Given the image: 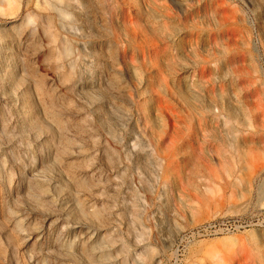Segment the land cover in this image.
I'll return each instance as SVG.
<instances>
[{
  "label": "rangeland",
  "instance_id": "374dc122",
  "mask_svg": "<svg viewBox=\"0 0 264 264\" xmlns=\"http://www.w3.org/2000/svg\"><path fill=\"white\" fill-rule=\"evenodd\" d=\"M0 264H264V0H0Z\"/></svg>",
  "mask_w": 264,
  "mask_h": 264
}]
</instances>
